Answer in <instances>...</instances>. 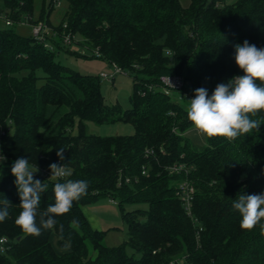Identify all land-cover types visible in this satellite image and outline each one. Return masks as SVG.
Segmentation results:
<instances>
[{
	"label": "trees",
	"instance_id": "trees-1",
	"mask_svg": "<svg viewBox=\"0 0 264 264\" xmlns=\"http://www.w3.org/2000/svg\"><path fill=\"white\" fill-rule=\"evenodd\" d=\"M33 3L0 0L13 23L42 21L57 32L48 39L51 50L12 25L0 27V201L8 200L9 211L0 222V238L7 239L0 264H264V221L244 228L232 207L239 192H264V110L251 115L261 124L257 129L232 139L206 135L199 146L185 134L193 124L187 109L171 98L175 92L193 97L200 87L211 94L218 83L243 74L234 45L247 40L264 47V0H190L188 6L179 0H68L58 25L48 14L35 20ZM64 31L82 37L79 45L92 57L127 72L129 108L105 103L99 74L56 60L61 50L81 55L63 43ZM162 76H180L183 87L165 94ZM89 122L130 123L134 132L100 136L88 132ZM21 156L37 164L34 178L48 185L41 211L55 202L56 182H89L40 235L15 222L21 201L11 165ZM53 162L69 175L44 176ZM173 164L184 168L169 173ZM183 182L194 189L196 221L181 200ZM102 197L116 202L127 225L123 244L104 245V231L84 214L83 205ZM126 204L146 207L127 211Z\"/></svg>",
	"mask_w": 264,
	"mask_h": 264
},
{
	"label": "clouds",
	"instance_id": "clouds-1",
	"mask_svg": "<svg viewBox=\"0 0 264 264\" xmlns=\"http://www.w3.org/2000/svg\"><path fill=\"white\" fill-rule=\"evenodd\" d=\"M234 60L243 71L242 75L218 83L211 94L205 87L197 88L193 98L188 99V119L209 137L232 139L261 125L251 115L264 110V47L258 48L247 40L237 43L234 45ZM64 150L59 148L56 151L61 161L64 160ZM4 159L0 153V167H3ZM49 169L50 177L53 178L69 175L63 163L53 162ZM37 171V164H33L29 157L21 156L11 165V173L15 177L14 183L21 201V211L15 222L32 235H40L43 229H52L56 225L55 217L68 212L73 201L78 200L89 187V182L83 179L56 182L53 187L55 202L48 205L46 211H41V196L48 185L34 178ZM7 204L6 199L0 201V222L9 216ZM232 207L241 217V226L251 229L264 221V192H239L232 200Z\"/></svg>",
	"mask_w": 264,
	"mask_h": 264
},
{
	"label": "rangeland",
	"instance_id": "rangeland-1",
	"mask_svg": "<svg viewBox=\"0 0 264 264\" xmlns=\"http://www.w3.org/2000/svg\"><path fill=\"white\" fill-rule=\"evenodd\" d=\"M183 6H188L190 0H179ZM235 0H225L229 4ZM33 18L37 20L41 14L48 18L53 25L64 22V16L68 10V0H58L54 3L52 0H34ZM0 27L4 24L0 22ZM17 33L21 35H31L30 24L15 22L11 26ZM82 37L74 35V40L78 43V52L81 55H74L65 50L57 52L55 58L62 64L83 74L98 75L101 71L112 72L113 66L105 60L92 57V50L79 45ZM132 91V79L127 72H120L114 75V79L101 78V92L104 96L105 103L109 106L119 104L121 109L130 107L129 96ZM171 98L181 104L184 108H188L190 99L188 96L180 92H175ZM88 132L100 136H117L130 135L134 132V128L130 123L115 122L94 124L87 123ZM76 133V129H74ZM197 145L202 146L206 142V135L197 129L193 124L185 133ZM144 208L145 204H126L125 210L130 211L135 208ZM84 214L89 219L92 227L104 231L103 243L107 246H117L123 244L128 238L127 225L121 217V212L115 201L102 197L95 201L89 202L82 207ZM91 247V244L88 242ZM127 252L131 253L129 247ZM92 254L93 250L90 248Z\"/></svg>",
	"mask_w": 264,
	"mask_h": 264
},
{
	"label": "built area",
	"instance_id": "built-area-1",
	"mask_svg": "<svg viewBox=\"0 0 264 264\" xmlns=\"http://www.w3.org/2000/svg\"><path fill=\"white\" fill-rule=\"evenodd\" d=\"M53 2L57 3L58 0H53ZM0 22L4 24V26H11L13 24V21L8 17V15L4 12L0 11ZM21 23H26V22H21ZM31 28V35L37 39L38 41L42 42L43 45L49 49H53L52 44L48 40L50 37H53L57 34V32L50 26H48L46 23L40 21L35 24H30ZM63 29H66V23L63 24ZM62 41L65 45H68L71 50L78 51V43L76 40H74V35L69 32V31H64L62 34ZM113 71L112 72H103L101 71L99 73V76L102 79H114V75L116 73L124 72L122 71L118 66L113 65ZM169 78V79H168ZM183 79L180 76H162L161 77V85L160 89L165 93V94H171L173 91H178L183 87ZM188 96L190 99L193 98L188 94H184ZM150 152V151H147ZM184 168L183 165L181 164H173L168 167L169 173H174V172H179ZM142 173H146V170L144 169ZM42 174L44 176H51V172L47 170H43ZM126 181H129L126 179ZM180 188L182 190L181 193V200L184 203L185 209L187 211V214L193 218V214L191 211V200L193 196V187L187 183L183 182L180 185ZM194 221H196L193 218ZM7 242V239L5 237L0 238V251L5 250V243Z\"/></svg>",
	"mask_w": 264,
	"mask_h": 264
},
{
	"label": "crops",
	"instance_id": "crops-1",
	"mask_svg": "<svg viewBox=\"0 0 264 264\" xmlns=\"http://www.w3.org/2000/svg\"><path fill=\"white\" fill-rule=\"evenodd\" d=\"M88 219V218H87ZM88 221H89V219H88ZM90 222V221H89ZM91 224V223H90ZM92 226V225H91ZM94 228V227H93ZM94 229H98V228H94ZM98 230H100V229H98ZM51 242H52V244L54 245V247L56 248V249H58L59 251H61V249H59L58 247H57V242H58V237L55 235V234H53L52 236H51Z\"/></svg>",
	"mask_w": 264,
	"mask_h": 264
}]
</instances>
